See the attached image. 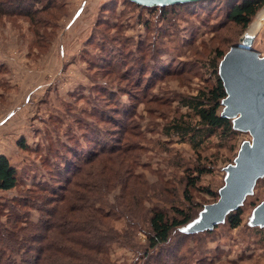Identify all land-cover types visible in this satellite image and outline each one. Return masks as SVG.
<instances>
[{"label":"rangeland","instance_id":"rangeland-1","mask_svg":"<svg viewBox=\"0 0 264 264\" xmlns=\"http://www.w3.org/2000/svg\"><path fill=\"white\" fill-rule=\"evenodd\" d=\"M6 1V11H15V0L0 3ZM236 1L201 0L161 10L128 0H23L35 9L54 4L56 10L38 14V24L0 16V155L20 176L16 189L0 191V225L10 226L12 199L38 196L37 186H58L63 169L80 164L78 158L118 145V160L99 170L87 167L91 175L84 179L92 188L88 196H102L96 206L114 215L110 226L121 237L127 233L112 246L113 262L264 264V177L240 206L238 228L225 220L228 212L212 217L208 207L231 178L239 153L253 145L252 134L236 129L226 138L216 132L194 143L168 134L176 119L197 125L185 102L215 82L219 53L240 43L264 10L242 29L226 16ZM254 36L253 49L262 59L264 24ZM126 127L129 133L122 134ZM111 169L119 170L120 183L108 193L102 187L94 192L96 175ZM188 175H201L196 189L187 188ZM142 194L143 208L193 213L191 223L145 259L147 226L133 201ZM33 204L21 212L32 222L45 217L36 207H52Z\"/></svg>","mask_w":264,"mask_h":264},{"label":"trees","instance_id":"trees-1","mask_svg":"<svg viewBox=\"0 0 264 264\" xmlns=\"http://www.w3.org/2000/svg\"><path fill=\"white\" fill-rule=\"evenodd\" d=\"M8 4H10L9 1L0 3L1 17L22 16L30 19L33 24L39 23L35 19L38 14L56 10L54 4L48 3L42 9H35L24 4L23 0H15L10 5V8H15V11L9 9L6 11ZM183 5H172V7ZM263 7L264 0H237L229 6L226 16L229 22L246 29ZM144 8L165 9V7ZM227 53L220 52L218 55L220 63L215 69V82L185 102V106L199 119L197 125L186 124L176 119L170 125L168 134L173 132L175 135L189 137L193 143L197 138L200 139V136L205 137L216 132L223 134L226 138L235 134V121L231 117L225 116V110L221 111L228 96L220 73L222 61ZM128 133L127 127L122 129V134ZM20 145L25 147L23 143ZM122 153L123 151L118 145L104 147L98 152L94 151L89 157L82 160L78 158L77 161H80V164L74 165V163L70 165L69 169H63L66 171V175L64 178L58 179L56 182L58 186L54 185L50 188L37 186L38 196H22L12 199L8 207V224L10 226L7 229L0 225V264H117L112 261V246L123 238L127 239V233L121 237L118 231L110 226L114 215L111 212H106L102 206H96L102 196L98 193L96 195L90 193L88 196V193L92 192V188L85 183L84 179L91 175L86 172L87 167L95 164L99 170L106 163L118 160ZM198 170L201 175L204 173L203 170L199 168ZM109 175L104 172L102 175H96L97 189L94 192L102 187L108 193L120 183L118 169L117 171L111 169ZM201 175L198 177L188 175L187 188L196 189L197 181ZM56 176L60 178L62 173ZM98 176L101 178L99 179ZM138 179L140 180V178H137V182ZM62 183L65 185L62 186ZM19 185L20 176L17 169L7 156L0 155V191L8 192L16 189ZM55 187H58V190ZM208 193L216 196L212 192ZM41 194H47V196ZM146 196L142 194L133 200L140 206L137 213L144 212L142 217L147 226L143 231L146 235V249L142 259H145V256H152L150 251L162 250L165 245L170 243L172 234L193 221L191 211L176 208L174 214L170 215L160 207L143 208L142 206L147 201ZM220 197L221 193L220 196H216V203ZM33 200L52 206L50 209L36 207L45 216L40 217L37 222L30 221L28 212L21 213L24 209L35 208ZM141 208L144 210H140ZM0 214H3L2 210ZM242 215L243 211L239 207L231 211L225 220L231 228L235 229L241 225ZM171 252L175 253L173 250ZM160 254L161 252H157V255ZM159 264L166 263L160 262Z\"/></svg>","mask_w":264,"mask_h":264},{"label":"water","instance_id":"water-1","mask_svg":"<svg viewBox=\"0 0 264 264\" xmlns=\"http://www.w3.org/2000/svg\"><path fill=\"white\" fill-rule=\"evenodd\" d=\"M128 1L152 8L201 0ZM254 39V35L246 33L240 43L226 54L220 68L228 94L224 114L237 117L235 128L249 131L254 142L239 153L237 166L231 169L232 176L222 189L219 201L208 206L211 207L212 217L228 212L227 216L239 208L257 181L264 177V58H259L258 52L253 49Z\"/></svg>","mask_w":264,"mask_h":264},{"label":"bare ground","instance_id":"bare-ground-1","mask_svg":"<svg viewBox=\"0 0 264 264\" xmlns=\"http://www.w3.org/2000/svg\"><path fill=\"white\" fill-rule=\"evenodd\" d=\"M264 24V10H262L259 14L255 22L251 25L249 34L254 35L257 33Z\"/></svg>","mask_w":264,"mask_h":264}]
</instances>
